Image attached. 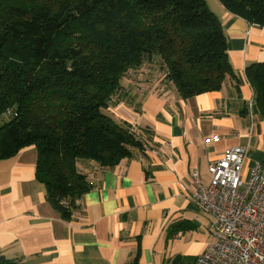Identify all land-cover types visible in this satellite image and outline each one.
Instances as JSON below:
<instances>
[{
  "label": "trees",
  "instance_id": "1",
  "mask_svg": "<svg viewBox=\"0 0 264 264\" xmlns=\"http://www.w3.org/2000/svg\"><path fill=\"white\" fill-rule=\"evenodd\" d=\"M218 1L264 26V0ZM151 62L183 99L235 76L206 0H0V160L35 145L37 177L62 219L92 187L80 160L109 168L143 148L132 125L105 109L125 71ZM245 75L264 120V62ZM17 261L0 255V264Z\"/></svg>",
  "mask_w": 264,
  "mask_h": 264
},
{
  "label": "crops",
  "instance_id": "2",
  "mask_svg": "<svg viewBox=\"0 0 264 264\" xmlns=\"http://www.w3.org/2000/svg\"><path fill=\"white\" fill-rule=\"evenodd\" d=\"M206 2L221 21L234 78L183 99L165 84L164 72L144 75L109 108L132 125L143 148L109 168L80 160L78 169L92 187L69 221L46 198L35 145L1 159L0 255L18 259L16 264H124L134 256L138 264H170L174 258L197 264L214 236L210 216L190 195L199 183H209L210 162L243 146L247 177L264 161V120L245 75L246 66L264 62V26L218 0Z\"/></svg>",
  "mask_w": 264,
  "mask_h": 264
},
{
  "label": "built area",
  "instance_id": "3",
  "mask_svg": "<svg viewBox=\"0 0 264 264\" xmlns=\"http://www.w3.org/2000/svg\"><path fill=\"white\" fill-rule=\"evenodd\" d=\"M245 154L243 146L227 148L210 162L209 183H199L190 195L210 216L214 236L197 264H264V161L243 177Z\"/></svg>",
  "mask_w": 264,
  "mask_h": 264
},
{
  "label": "rangeland",
  "instance_id": "4",
  "mask_svg": "<svg viewBox=\"0 0 264 264\" xmlns=\"http://www.w3.org/2000/svg\"><path fill=\"white\" fill-rule=\"evenodd\" d=\"M158 65H156V63H150L149 64H144L142 65L140 68H129L128 70L125 71V75L121 78V84L122 85H126L120 92H116V94L113 95V99H114V104L116 103V101H118V99H122V97H127V94H125V92L130 91L132 88H134V86L137 85V83L139 81H142L145 76L149 73V71L152 70V72L157 71ZM151 74V73H150ZM145 75V76H144ZM112 99V100H113ZM111 105V107H115V105ZM105 113L109 114L111 117L118 119L115 117V115L105 109Z\"/></svg>",
  "mask_w": 264,
  "mask_h": 264
}]
</instances>
